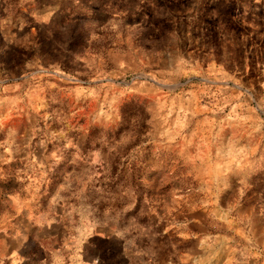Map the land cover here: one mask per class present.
I'll return each mask as SVG.
<instances>
[{
    "label": "rangeland",
    "instance_id": "374dc122",
    "mask_svg": "<svg viewBox=\"0 0 264 264\" xmlns=\"http://www.w3.org/2000/svg\"><path fill=\"white\" fill-rule=\"evenodd\" d=\"M0 264H264V0H0Z\"/></svg>",
    "mask_w": 264,
    "mask_h": 264
}]
</instances>
